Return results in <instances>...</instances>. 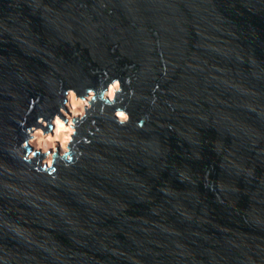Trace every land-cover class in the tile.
<instances>
[{"label":"water","instance_id":"water-1","mask_svg":"<svg viewBox=\"0 0 264 264\" xmlns=\"http://www.w3.org/2000/svg\"><path fill=\"white\" fill-rule=\"evenodd\" d=\"M111 79L125 127L16 156ZM0 264H264V0H0Z\"/></svg>","mask_w":264,"mask_h":264},{"label":"clouds","instance_id":"clouds-1","mask_svg":"<svg viewBox=\"0 0 264 264\" xmlns=\"http://www.w3.org/2000/svg\"><path fill=\"white\" fill-rule=\"evenodd\" d=\"M123 85H129L128 97L131 99L135 95V90L131 89V78H125ZM124 93V86L122 87L121 81L118 79H111L110 83H107L106 88H101L98 90L94 89H86V95H78L76 91L72 88L67 89L64 92V103L66 106H69L72 111V117L67 120H62L59 115L54 116L51 121V128L53 135H49L47 137V141L51 142L53 140H60L62 145V151L60 153L53 152L49 154L48 148L44 147L43 149V157L44 159L39 162L37 171H41L44 174L52 175L58 169L55 167L57 162L62 164L65 168L71 167L75 162L79 159V157L83 154L77 148L76 152H73L72 146L74 145V137L78 135V128L85 122L88 118L86 115V111H93L96 105H99V114L104 116L107 113L109 108H115L110 115V118L120 127H125L130 121L129 113L121 107H117L118 99ZM122 104L123 101L121 100ZM152 103H155L153 99ZM79 109V111H77ZM31 111V109H29ZM63 112V109H61ZM147 119V117H145ZM38 123L44 124L45 121L43 118L38 119ZM46 127L49 125L45 124ZM139 126V125H138ZM97 132L100 130L97 128ZM91 134V133H90ZM28 139L27 141L20 146V148L13 149L15 151L16 156L20 158L22 161L31 162L35 157L34 152L32 155H23V149L29 147L40 133L34 129H28L26 133ZM76 143V142H75ZM85 145L89 144L90 141L85 139L83 141ZM58 157V160H57ZM49 170H52L51 172ZM54 178V176H53Z\"/></svg>","mask_w":264,"mask_h":264},{"label":"rangeland","instance_id":"rangeland-1","mask_svg":"<svg viewBox=\"0 0 264 264\" xmlns=\"http://www.w3.org/2000/svg\"><path fill=\"white\" fill-rule=\"evenodd\" d=\"M77 111H79V109H77ZM66 116L67 118L72 117V111L70 110V115H66ZM37 131L40 133V136H38L37 139L31 144L35 149H41L43 151L44 147L53 148L56 142H58L60 145L61 151L63 150L60 140H53L51 142L47 141V137L49 135L54 136V133L52 134L49 132L43 133L41 130H37Z\"/></svg>","mask_w":264,"mask_h":264},{"label":"bare ground","instance_id":"bare-ground-1","mask_svg":"<svg viewBox=\"0 0 264 264\" xmlns=\"http://www.w3.org/2000/svg\"><path fill=\"white\" fill-rule=\"evenodd\" d=\"M54 133V132H53Z\"/></svg>","mask_w":264,"mask_h":264}]
</instances>
